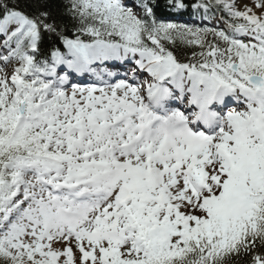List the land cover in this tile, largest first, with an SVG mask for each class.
<instances>
[{
	"label": "snow or ice",
	"instance_id": "1",
	"mask_svg": "<svg viewBox=\"0 0 264 264\" xmlns=\"http://www.w3.org/2000/svg\"><path fill=\"white\" fill-rule=\"evenodd\" d=\"M62 5L0 0V264H264V0Z\"/></svg>",
	"mask_w": 264,
	"mask_h": 264
},
{
	"label": "trees",
	"instance_id": "2",
	"mask_svg": "<svg viewBox=\"0 0 264 264\" xmlns=\"http://www.w3.org/2000/svg\"><path fill=\"white\" fill-rule=\"evenodd\" d=\"M127 2L134 3L135 0H127ZM165 2L166 0H160L161 7L157 10V15L162 18L171 19L173 22L177 23H187V20H191L197 16L201 17L200 15H194L191 11V8L181 12L169 11L164 6ZM187 2L190 4L192 0H187ZM48 5L54 13L62 12V0H48Z\"/></svg>",
	"mask_w": 264,
	"mask_h": 264
},
{
	"label": "rangeland",
	"instance_id": "3",
	"mask_svg": "<svg viewBox=\"0 0 264 264\" xmlns=\"http://www.w3.org/2000/svg\"><path fill=\"white\" fill-rule=\"evenodd\" d=\"M120 71H121V72H123V71H124V69H123V68H121V69H120Z\"/></svg>",
	"mask_w": 264,
	"mask_h": 264
}]
</instances>
